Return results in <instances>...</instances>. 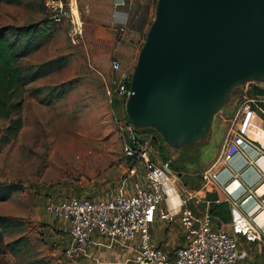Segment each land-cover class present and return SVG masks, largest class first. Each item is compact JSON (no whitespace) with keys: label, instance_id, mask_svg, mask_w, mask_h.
<instances>
[{"label":"rangeland","instance_id":"obj_1","mask_svg":"<svg viewBox=\"0 0 264 264\" xmlns=\"http://www.w3.org/2000/svg\"><path fill=\"white\" fill-rule=\"evenodd\" d=\"M76 2L83 28V39L76 47L67 42V26L46 28L44 0L0 3V27L38 26L36 39L31 41L33 52L22 64L39 67L51 63L48 75L25 88L19 115L22 128L7 144L5 129L10 119L0 120V184L21 186L8 200L0 202V216L12 221L3 234L0 264H77L78 261L71 263L65 257L71 247L65 232L58 230L57 237L52 235L53 220L58 218L48 214L45 206L71 197L109 198L130 193L136 179L131 176V163L121 152L122 117L113 107L118 103L107 100L104 83L90 73L101 71L104 65L110 71L116 56L131 77L145 34L126 33L119 37L114 24L111 29L99 21L112 14V0ZM153 18L154 9L151 22ZM101 28L106 35L100 33ZM94 37L103 42L102 48L91 43ZM108 37L111 42L106 40ZM97 51L106 55V60L88 58ZM250 86L251 83L233 89L229 102L213 117L200 142L174 150L160 141L154 149L156 156L168 160L172 172L180 176L177 189L194 191L200 187L197 176L216 160L243 91ZM36 89L38 93L33 92ZM240 123L237 121L235 126L238 128ZM20 237L19 245L8 250L6 244ZM100 258H92L89 264H104Z\"/></svg>","mask_w":264,"mask_h":264},{"label":"built area","instance_id":"obj_2","mask_svg":"<svg viewBox=\"0 0 264 264\" xmlns=\"http://www.w3.org/2000/svg\"><path fill=\"white\" fill-rule=\"evenodd\" d=\"M129 2L115 0L114 7H124ZM44 8L52 25L67 24V42L71 47L78 46L83 28L76 0H44ZM125 24V19L115 23L114 31L119 37L124 34ZM111 69L118 71L120 65L112 62ZM130 78L125 74L119 82H113L122 104L130 93ZM107 93L110 95L111 90ZM244 97L239 100L221 151L199 175L201 185L194 192L177 189L180 176L172 172L170 162L157 164L152 160L153 142L158 141L156 134L138 132L144 129H136L122 118L121 152L132 165L131 176L136 177L131 192L109 198L71 197L45 206L48 214L67 223L71 247L65 252L66 259L77 262L95 236L127 252L134 264H238L248 258L239 248L240 239L264 247V227L258 222L259 214L264 213V193H257L264 185V169L258 164L259 160L264 161V101L262 105L251 106L252 101ZM237 121L241 122L238 128ZM234 157L231 167L229 160ZM221 175L223 182L219 179ZM169 191L177 198V204L170 202ZM214 191L223 193V202L229 207L230 222L226 229L216 227L209 209L196 214L186 206L189 201L195 204L205 201L203 195ZM252 200L258 205L250 212L247 207ZM205 203L207 207L210 205ZM156 221L178 223L181 243L170 253L151 235L150 228Z\"/></svg>","mask_w":264,"mask_h":264},{"label":"water","instance_id":"obj_3","mask_svg":"<svg viewBox=\"0 0 264 264\" xmlns=\"http://www.w3.org/2000/svg\"><path fill=\"white\" fill-rule=\"evenodd\" d=\"M247 83H264V0H156L126 119L178 150L203 140L233 89Z\"/></svg>","mask_w":264,"mask_h":264},{"label":"crops","instance_id":"obj_4","mask_svg":"<svg viewBox=\"0 0 264 264\" xmlns=\"http://www.w3.org/2000/svg\"><path fill=\"white\" fill-rule=\"evenodd\" d=\"M114 2L115 0H112V3H111L112 14H110L107 18L100 17L99 21L102 22L103 24L106 23V25L111 26V29H112L113 24L115 26L116 22H118L119 20L125 19L126 24H125L124 35L126 33L130 35H135V36L137 35L140 36L141 34L146 35V32L152 23L151 22V12L153 9L155 11L156 0H131V2H129L126 6L118 7V8L114 7ZM61 26L66 27L67 24L63 23L61 24ZM100 30H101L100 31L101 34H104V35L107 34L105 29L101 28ZM94 38L95 40H93L91 43L98 48H102L103 42L101 40L96 39V37ZM106 40L111 42L112 38L108 37V39ZM108 41H106L107 44H109ZM116 50L119 51L120 48L117 47ZM105 57L106 55L101 56V53H99L98 51L96 53H91L88 56V58L92 61H99L101 59L106 60ZM115 58L116 59L113 62H117L120 65V69L118 71H113L111 69V66H109L110 68V71H109L108 69L104 68L105 67L104 65V67H101L102 69L101 71H94L95 73L93 74L90 73V75H92L93 77H98L99 80H101L104 83L105 88H106L105 97L107 98L108 101L110 100L111 102L112 100H116L118 104L116 106L115 104L112 103L113 107L117 111V113L120 114L121 117L125 119L124 104H122V101L120 100V98L115 94L116 84H114L113 82H116V83L119 82L123 75L128 74V69L122 68L119 58H117L116 56ZM251 84L252 86L249 87V90L243 91L242 97L245 96L244 98H246L248 101H252V104H250L251 106L262 105V101H264V84H260V83H251ZM247 86L248 85H245V87ZM108 89L111 90L110 95H108L107 93ZM239 106H240V103H239ZM157 140H158L157 142H153L154 149L160 146V141H161L160 138L158 137ZM154 152L155 151L153 150L152 160L155 163L161 164V163L168 162V160L160 159L159 156H156V153ZM197 179L199 180V176H197ZM187 192H190V191L187 190ZM180 196L185 197L184 194H181ZM203 198L205 201H202L201 203L195 204L194 201H189L187 202L186 206L188 208H191L196 214H201L204 211H206V209H209L210 207V205L207 207L205 202H210V203L213 201L223 202V193L220 191L219 192L214 191L212 193L208 192L205 196L203 195ZM170 202L173 205L177 204V202L173 203L171 200ZM168 207L172 209V205L169 203H168ZM53 223H54L55 232L53 233L51 232L52 235L57 237L55 233L56 231L59 230V231L65 232L66 237L69 239L67 223L61 219H57V220L55 219L53 220ZM216 225H217L216 227L218 228L226 229V224L217 223ZM150 232L153 238L155 239V241L166 252H169V253L172 252L173 249L179 246L181 243L180 231H179L178 223L176 221L172 224H167L165 222L156 221L151 226ZM171 241L173 243H171ZM239 247L241 250L245 251L248 254V258L243 261H240L238 264H264V247L263 246L257 245V244H248L244 242L242 239H240ZM95 257L100 258L104 264H121V263L132 262L131 256L127 252L122 251L112 246L108 241L100 237H97V236H95L92 245L84 253L81 254L77 264H89L90 260ZM103 260H106V261H103Z\"/></svg>","mask_w":264,"mask_h":264},{"label":"trees","instance_id":"obj_5","mask_svg":"<svg viewBox=\"0 0 264 264\" xmlns=\"http://www.w3.org/2000/svg\"><path fill=\"white\" fill-rule=\"evenodd\" d=\"M44 24L49 29L53 26L48 19ZM44 29L43 25L42 30ZM37 34L38 26L36 24L18 28L0 27V120L10 119V123L5 129V144L13 140L22 128V120L19 115L23 104L25 88L50 72V62L42 64L39 67L24 65L21 62L33 52L31 41L36 39L35 36ZM37 91L39 90L36 89L33 92ZM125 120L127 121L126 118ZM142 131L155 133L160 137L152 129ZM160 140L162 141L161 137ZM20 189L21 186L18 183L10 185L0 184V202L8 200L14 192ZM209 213L215 222L219 224L227 225L230 222L229 207L225 202H211ZM11 222L8 217L0 216V253L4 247L3 234L9 228ZM21 239L20 237L6 244L8 250L16 248Z\"/></svg>","mask_w":264,"mask_h":264},{"label":"bare ground","instance_id":"obj_6","mask_svg":"<svg viewBox=\"0 0 264 264\" xmlns=\"http://www.w3.org/2000/svg\"><path fill=\"white\" fill-rule=\"evenodd\" d=\"M255 139H257V140H260L259 139V137H255ZM258 164L264 169V161L263 160H259L258 161ZM257 193L258 194H263L264 193V185H262V186H260L259 188H258V191H257ZM169 195H170V200L173 202V203H176L177 202V198L174 196V194L172 193V191H169ZM257 201H255V200H252V204L251 205H249L248 204V211H252V210H254V208H257ZM260 215V214H259ZM258 222H259V224L261 225V226H263L264 227V213L262 214L261 213V215L260 216H258Z\"/></svg>","mask_w":264,"mask_h":264}]
</instances>
